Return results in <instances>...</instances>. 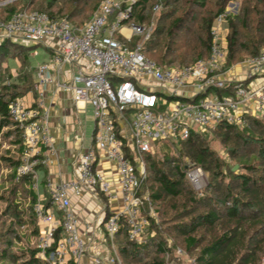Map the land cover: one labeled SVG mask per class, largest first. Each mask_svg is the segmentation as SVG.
Listing matches in <instances>:
<instances>
[{
	"label": "built area",
	"instance_id": "2783aa9c",
	"mask_svg": "<svg viewBox=\"0 0 264 264\" xmlns=\"http://www.w3.org/2000/svg\"><path fill=\"white\" fill-rule=\"evenodd\" d=\"M138 1L104 0L81 27L40 10H21L0 19V44L10 39L27 46L26 41L52 51L36 66L34 101L27 104L19 97L8 105L24 145L17 178L34 175L31 186L37 190L38 167L52 163L56 155L46 101L51 85L68 95L78 110L89 104L93 111L92 142L74 161L75 177L58 185L48 182V202L38 198L34 206L39 253L49 264H80L87 252L72 196L89 191L98 200L121 199V209L103 223L105 239L114 242L123 220L128 238L139 242L149 226L144 205L148 204L150 215L155 212L149 194L141 192L149 175L147 155L155 144L186 141L197 130L243 128L250 118L264 119V48L249 59L244 79L221 72L228 56L221 31L228 11L213 22L208 57L191 65L162 67L146 55L143 43L134 42L136 37L149 39L154 29V19L142 25L130 21ZM163 1L156 0L152 18L162 10ZM103 156L115 167L117 190L100 170ZM186 179L203 194L207 176L201 166L188 164ZM112 249L107 263H121L115 242ZM183 253L178 250V255Z\"/></svg>",
	"mask_w": 264,
	"mask_h": 264
},
{
	"label": "trees",
	"instance_id": "16d2710c",
	"mask_svg": "<svg viewBox=\"0 0 264 264\" xmlns=\"http://www.w3.org/2000/svg\"><path fill=\"white\" fill-rule=\"evenodd\" d=\"M69 1L73 3L74 0ZM102 1L104 0H98L94 6L93 14ZM179 1L181 0L163 1L162 10L154 17L153 32L150 38L143 42L146 55L154 59L147 52L151 53L157 59L154 60L162 67H172V64L177 60L184 62L190 54L195 56V61L208 57L211 51L213 22L219 14L225 12L223 3L215 13L211 12L209 16L203 17L195 28L190 20L191 15L194 14L192 8L183 14H177V8L171 7L173 2ZM259 1L263 5V9L247 8L242 15L228 16L227 61L229 63L238 61L240 53L254 57L264 48V0ZM188 2L196 9L205 8L209 4V0H188ZM155 3L156 0H139L134 6V13L130 21L141 25L147 21L150 22ZM54 4L55 0H48L47 9L40 11H45L54 17H66L72 22L73 14L79 10L75 6L68 16H62L59 15V12L52 10ZM8 9L10 10H7L4 16H0V19H8L21 10H39L34 8ZM72 23L78 27L84 25V22ZM134 39L136 40L138 37ZM135 40L134 42H136ZM16 45L22 46L10 39L3 41L0 44V56H4L2 58L5 59L9 57L12 54L11 49ZM0 73V128L14 126L16 133L21 137L18 142L20 150H22V158L14 165L15 171H17L23 161V137L20 128L10 117L8 105L13 99L26 95L33 89V85L25 91L24 84H19L16 80L5 84L2 72L0 71ZM9 78H12L11 74ZM20 87L21 90L24 89V94L18 91ZM221 92L226 93L227 91L222 90ZM220 129L225 141L234 145L230 148L234 156H238V149L250 153L248 156L239 158V167L244 172H240V170L224 171L218 157L206 146L204 138L200 136V133L194 132L184 143L195 164L211 174L205 192L201 196L198 195L186 179L188 164L181 167L175 161L176 159L171 160L168 157L167 161L174 163L172 169L175 174L172 176L162 168L161 161L150 154L147 155L149 175L141 192L149 194L155 215L160 213L157 205L173 201L172 206L176 212L172 216L174 224L171 229L178 235L184 236V246L188 253L196 251L195 264H263L264 136L254 133H256L255 131H259V133L264 131V119L250 118L248 125L244 128L236 125H222ZM33 176L30 174L17 179L32 185ZM148 181L154 182L150 188L146 187ZM31 191L35 203L38 197L36 191L32 189ZM143 210V214L149 219V226L145 233L149 228L159 230L156 218L149 214L148 204L144 205ZM110 215L111 213L107 212L104 221ZM35 217L37 219L36 214ZM121 225L117 237L121 235L126 239L125 243L121 245L120 252L127 264H173L172 262L176 260L172 247L167 245L162 234L151 238L150 242L144 244L130 240L127 235L128 228L123 224V220ZM199 230H203V232L198 234ZM153 241H156V244L153 245V255L144 254ZM37 252L39 249L32 251L30 263L49 264L45 260L38 261ZM0 255L2 260L8 258V252ZM167 255L170 258H167ZM27 262L26 259L23 263L27 264Z\"/></svg>",
	"mask_w": 264,
	"mask_h": 264
},
{
	"label": "rangeland",
	"instance_id": "374dc122",
	"mask_svg": "<svg viewBox=\"0 0 264 264\" xmlns=\"http://www.w3.org/2000/svg\"><path fill=\"white\" fill-rule=\"evenodd\" d=\"M72 2L73 3H70L69 0H55L52 10L59 12V15L68 16L73 8L77 6L79 10L73 14L72 22L86 23L91 18V15L94 12V6L97 4L98 0H74ZM223 3L225 4V11L229 12V16L236 14L242 15L247 8L252 9L256 7L258 9H263V5L259 0H209L208 6L199 9L194 8L188 0H181L179 2H173L171 7L177 8V14H183L192 8L194 14L191 15L190 20L191 24L196 28L203 17L209 16L211 12L215 13ZM47 5L48 0H0V16H4L6 11L10 10L8 8H34L46 10ZM226 24L229 29L228 20ZM138 39L139 41H137ZM138 39L134 40L140 43L146 41L144 40L145 38L140 37ZM24 44L28 47L16 45L11 49L12 54L6 59L2 58L4 56H0V71L3 75V83L9 84L16 80L17 83L24 84V89L27 91L30 86L33 85L34 87L36 65L47 58V55L52 56V51L47 48V46L38 44L32 45L30 42L26 41ZM147 53L150 57L156 59L151 53ZM250 58L251 57L248 55L240 53L238 61L229 63V61L226 60L221 72L225 76H228V74H231L230 71H232L233 68H240V66H245V71L247 72L248 61ZM195 59V56L190 54L186 57L184 62L177 60V62L172 64V67L191 65L195 62ZM12 69H14V71ZM10 74L12 76L11 79L9 78ZM24 89L21 90L20 87L18 91L24 94ZM91 113H93V111L90 106L88 110H83L80 114L85 125L87 139H90L94 126V117ZM197 131L200 133V136L204 138L206 146H208L218 157L224 171L240 170V172H244L239 167V158L240 156H248L250 154L249 152L238 149V156H234L230 151V148L234 145L229 141H225L220 127L210 131ZM255 132L256 133L254 134L256 135L264 136V131L261 133H259V131ZM20 138L21 137L16 133L14 126L0 128V254L8 252L7 259L2 260L0 255V264H22L26 259L28 260L27 264H31L29 259L32 251L38 249L39 221L35 217L34 206L36 202H33L31 191V189H34L29 182L18 180L17 171L14 169L15 163L21 161L22 158V150H20V143L18 142ZM150 155L154 158H158L161 161L162 168L172 176L175 174L172 169L174 163L168 162V157H170L171 160L176 159L175 161L181 167L186 166L187 164H195L184 141L155 144ZM206 176L207 182L205 184V189L211 179V174L206 172ZM153 183L154 182L148 181L146 187L150 188V185ZM205 189L202 193L205 192ZM195 192L201 196L200 192H197L196 190ZM172 202L173 201L157 205L159 206L160 213H157V215L154 213V217L156 218L159 230L156 231L149 228L139 242L144 244L148 243L151 241V238H156L158 235L162 234L167 245L172 247V252L176 256V260L172 263L191 264L194 262L196 251L188 253L184 246V236L178 235L171 229L174 224L172 216L176 212L175 208L172 206ZM202 232L203 230H199L198 234H201ZM104 240L105 241L103 242L107 243L110 247V254H114L112 244L115 242L119 257L121 258V263L118 264H127L122 252H120L121 245L125 243L126 239L120 235L119 237L116 236V238H114V242L110 239L108 240V238ZM155 242L156 241H153L149 244V247L144 254L153 255L152 250L153 245L156 244ZM179 249L184 251L182 255H178ZM36 258L40 262L44 261L39 252H37ZM167 258H170V256L167 255Z\"/></svg>",
	"mask_w": 264,
	"mask_h": 264
},
{
	"label": "crops",
	"instance_id": "0c3cea01",
	"mask_svg": "<svg viewBox=\"0 0 264 264\" xmlns=\"http://www.w3.org/2000/svg\"><path fill=\"white\" fill-rule=\"evenodd\" d=\"M221 31L223 38H227L229 32L227 24L223 25ZM46 57L43 61L48 60L51 55ZM12 70L14 71V69ZM230 73L228 77L244 79L246 76L245 66L235 67ZM189 89L188 91H191ZM22 98L25 103L31 104L36 98V94L31 90ZM46 101L51 109L50 125L55 138L56 155L53 157L52 163L39 166L37 171L39 186L35 191L37 197L43 202H47L49 198L48 182L58 185L75 177L77 168L74 161H76L78 154L91 145L92 134L95 129L93 126L91 137L87 139L85 125L80 117L83 110H78L69 96L59 90L57 91L54 85L49 87ZM79 106L81 107L83 104H79ZM84 107V110H88L90 105L84 104ZM91 114L93 115V113ZM44 152H46L45 149ZM102 161L100 170L113 182V187L117 190L119 186L115 167L106 156L102 157ZM71 200L72 208H74L73 210L80 221L79 231L87 241L88 246L80 264H108L110 247L103 242L105 241V225L103 223L107 212L111 213L121 209V199L108 200L102 196L98 200L94 198L91 192L86 191L81 197L72 196Z\"/></svg>",
	"mask_w": 264,
	"mask_h": 264
},
{
	"label": "water",
	"instance_id": "95a60500",
	"mask_svg": "<svg viewBox=\"0 0 264 264\" xmlns=\"http://www.w3.org/2000/svg\"><path fill=\"white\" fill-rule=\"evenodd\" d=\"M209 89H207V91H208Z\"/></svg>",
	"mask_w": 264,
	"mask_h": 264
}]
</instances>
